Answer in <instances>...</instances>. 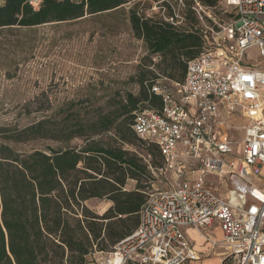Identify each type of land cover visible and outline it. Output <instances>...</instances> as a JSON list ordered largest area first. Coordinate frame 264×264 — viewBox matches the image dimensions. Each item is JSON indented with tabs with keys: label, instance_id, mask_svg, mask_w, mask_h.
I'll use <instances>...</instances> for the list:
<instances>
[{
	"label": "built area",
	"instance_id": "1",
	"mask_svg": "<svg viewBox=\"0 0 264 264\" xmlns=\"http://www.w3.org/2000/svg\"><path fill=\"white\" fill-rule=\"evenodd\" d=\"M129 1L176 29L188 6L211 26L199 29L205 47L188 63L184 83L153 86L162 109L135 115L136 136L161 150L164 167L153 174L165 186L148 193L131 236L92 257L106 256L102 264H193L200 256L192 230L221 264H264V0H221L231 10L223 23L201 0ZM238 127L239 144L231 136ZM213 230L220 241L206 233Z\"/></svg>",
	"mask_w": 264,
	"mask_h": 264
},
{
	"label": "trees",
	"instance_id": "2",
	"mask_svg": "<svg viewBox=\"0 0 264 264\" xmlns=\"http://www.w3.org/2000/svg\"><path fill=\"white\" fill-rule=\"evenodd\" d=\"M32 1L3 0L0 30L73 22L116 12L130 2L37 0L35 8ZM201 1L215 8L221 0ZM184 15L194 28L198 19L190 6ZM130 23L149 54V65L137 75V95L126 94L114 111L82 125L63 148L20 153L0 145V264H91L94 254L111 253L138 228L141 208L157 181L153 172L164 167V160L157 145L134 133L135 115L162 109L153 86L163 77L184 83L188 63L203 52L205 41L199 29H176L146 18L138 5L130 9ZM44 125L32 126L24 135L45 138ZM108 134L113 140L104 141ZM74 138L82 141L80 147H69ZM125 146H139L143 153ZM128 181L136 182L133 190L126 189ZM92 200L107 201L110 207L100 215L87 206Z\"/></svg>",
	"mask_w": 264,
	"mask_h": 264
},
{
	"label": "rangeland",
	"instance_id": "3",
	"mask_svg": "<svg viewBox=\"0 0 264 264\" xmlns=\"http://www.w3.org/2000/svg\"><path fill=\"white\" fill-rule=\"evenodd\" d=\"M32 4L38 8L39 1L33 0ZM132 6L68 23L0 30V145L20 153L63 148L67 137H76L82 125L89 126L101 115L114 111L126 94L139 93L137 75L149 65V54L145 42L133 35ZM230 12L222 1L206 10L221 23L229 20ZM204 18L205 23L198 20L194 28L211 26L209 18ZM191 28L187 21L181 27ZM254 55L251 52L250 56ZM159 61L153 59L155 64ZM161 81L171 84L164 77ZM39 123L45 124V138L24 135L26 129ZM239 127L231 135L238 144L243 135ZM112 137L108 134L103 139L109 141ZM68 145L78 148L82 141L74 138ZM125 147L143 153L139 146ZM165 184L160 177L153 187L163 188ZM135 186V181H128L126 189ZM87 206L102 213L110 203L92 200ZM206 233L217 241L222 238L219 230ZM194 237L199 243L203 241L197 233ZM203 251L210 254L204 264L221 263L210 243ZM105 258L96 255L91 261L102 264Z\"/></svg>",
	"mask_w": 264,
	"mask_h": 264
},
{
	"label": "crops",
	"instance_id": "4",
	"mask_svg": "<svg viewBox=\"0 0 264 264\" xmlns=\"http://www.w3.org/2000/svg\"><path fill=\"white\" fill-rule=\"evenodd\" d=\"M154 177L157 179L156 182L159 184V179H160V177L157 176V175H154ZM152 187H153V185H152ZM154 189H157V188L153 187L152 190H154ZM158 189H159V188H158ZM152 190H151V191H152ZM105 211H106V210H104L102 213H99V214H103ZM195 234H196V232H194V231H192V230H188V231H187V235H188V237L193 241V244H194V246H195V251H196V252L199 254V256H200V261H198V262H196V263H193V264H204V260L209 259V258H210V254H209V253L205 254L204 251H203V249H204V247H205V245H206V242L204 241L203 237L199 235V236L203 239V241L199 243L198 241H196V239H195V237H194ZM197 234H198V233H197ZM220 264H221V263H220Z\"/></svg>",
	"mask_w": 264,
	"mask_h": 264
}]
</instances>
